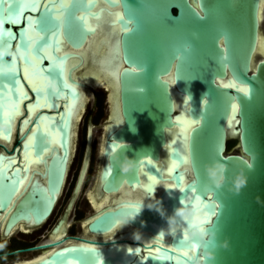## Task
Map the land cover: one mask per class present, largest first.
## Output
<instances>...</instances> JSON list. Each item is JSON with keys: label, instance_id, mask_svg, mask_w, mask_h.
I'll return each mask as SVG.
<instances>
[{"label": "water", "instance_id": "1", "mask_svg": "<svg viewBox=\"0 0 264 264\" xmlns=\"http://www.w3.org/2000/svg\"><path fill=\"white\" fill-rule=\"evenodd\" d=\"M101 1L104 4L96 7L98 0H36L37 7L26 8L22 17L0 9V19L9 21L3 27L17 37L13 49L25 29L35 41L31 59L18 58L15 73L0 74V121L8 125L0 130V138L6 142L12 140L14 115L20 113L13 144L0 141V217L7 216L1 235L9 237L21 223L47 222L64 194L73 164L72 106L88 85L74 75L85 67L74 50L95 34L91 22H98L103 11L115 14L106 22L114 32L104 72L116 80L113 106L117 104L119 123L108 111L98 185L108 194L123 184L143 187L149 198L155 183L144 173L169 184L153 199H123L93 210L82 220L87 221V234L65 231L56 240L11 254L52 249L29 264H204L203 250L189 240L187 222L177 218L175 231L168 229L167 217L182 198L200 230L215 233L207 242L212 252L208 264H264V0ZM66 45L73 50H62ZM186 45L191 47L186 50ZM72 58L79 61L67 66ZM27 76L37 80L34 86ZM99 88L108 98L104 85L92 88V96ZM14 104L18 111L9 117ZM35 106L38 110L32 114ZM182 114L194 123L188 131ZM94 128L90 121L72 195L50 236L67 226L84 187ZM231 139L236 143L229 148ZM116 141L124 145L121 159L127 155L137 161L129 172L111 160ZM29 154L40 166H30ZM215 160L227 164L220 188L204 167ZM238 172L247 182L237 193L233 179ZM159 201L164 216L147 208L149 203L159 207ZM140 205L144 209L128 231L151 243L124 237L126 231L105 239L91 237L113 231L120 225L113 224L114 219ZM26 229L21 231L29 233Z\"/></svg>", "mask_w": 264, "mask_h": 264}, {"label": "bare ground", "instance_id": "2", "mask_svg": "<svg viewBox=\"0 0 264 264\" xmlns=\"http://www.w3.org/2000/svg\"><path fill=\"white\" fill-rule=\"evenodd\" d=\"M104 3L101 0H98L97 6L99 7L101 5H103ZM115 14H109L108 12L103 11L101 19L98 20V22H95L94 20H92L91 24L96 28L95 30V34L93 36H91L90 38H88V42L87 44H85L83 47H81L80 49L74 50L79 52L83 59H84V69H77L76 71H74V75L77 76L78 79L80 80H84L87 81L88 85L86 89H83V93H82V98L72 106V129H73V135H72V144H71V160L70 162H74V158L76 156V152H77V146H78V130H79V125L81 120L83 119V116L85 114V109L87 108V105L92 97L93 94V90L92 88H97L98 86L104 85L106 88L109 89L108 91V102L110 104V112H109V118L111 117L113 119L114 122H118L119 119V110L117 108V104L115 103V106H113V101L115 100V94H113L114 88H115V81L111 75V73H107L104 72V68L106 67V63L108 60V52L106 51V48L108 47V45L111 43L112 41V34L114 31H112V27L108 25V23L106 24L107 20H109L110 18L112 19V17H114ZM114 30V29H113ZM62 50H73L69 45H66L64 47V49ZM79 61L78 58H72L71 60H68L66 65L70 66L72 64H75ZM100 62V63H98ZM80 67V66H78ZM84 71V72H82ZM25 74H28V71L25 70L24 71ZM27 81L29 82L30 85L34 86L37 82L36 79L32 80V78H30L29 76H27ZM223 82V81H222ZM20 91H23V89H20ZM23 101L20 102V108L23 111ZM38 110V108L32 107V114H34L36 111ZM19 114L18 112L15 113V118L13 121V135H12V140L10 142H6L4 139L0 138V141H2L3 143H5L7 146L12 145L14 138H15V133L17 131V120L19 118ZM180 119H182L183 121V128L188 131V129L194 124L192 121H188L186 116L184 114H182V116H180ZM26 127V126H25ZM25 127L23 128V130L25 129ZM106 127V126H105ZM104 127L103 131L106 132V128ZM94 132V130H93ZM186 133V132H185ZM187 134V133H186ZM185 134V135H186ZM57 137V136H56ZM56 137H53V143L56 142ZM104 136H102V141H101V149H100V159H99V171L101 169L102 163L104 161V157H103V153H102V149L104 146ZM29 164L31 167H36V166H40V164L38 163L37 159L33 157L32 154H29ZM24 161H26L24 159ZM166 160H164L165 163ZM168 162H170V160L168 159ZM26 163V162H24ZM166 165V164H165ZM171 165L173 166L174 163L171 162ZM171 166V167H172ZM171 168L168 170L170 171ZM99 171H98V175L96 178V182L95 185L89 189L87 196H88V202L89 204L92 206V208L94 210H98L99 208H101L103 205L105 204H114L115 202L119 201V200H123V199H135V200H147V199H153L155 198V195L166 185H168V182H160L157 181L156 179H154L153 177H148L146 173H144V177L145 179H148V181H151L153 183H155V187H154V191H153V195H151L149 198H147L146 196V192L143 189V187H137L135 186L134 188H131L129 186H127L126 184H123L122 187L119 189L118 192L116 193H105L102 189H100L99 187ZM146 185L143 182V186L147 187V183ZM149 184V183H148ZM66 189V188H65ZM65 190H63L64 192ZM62 197V195L60 196V198ZM70 215V213H69ZM6 217H0V234H1V230L4 226V223L6 221ZM68 219V217H67ZM86 222L87 221H83V227L85 228V233L87 234L88 231L86 229ZM46 223V221L44 222ZM44 223H42L41 225H43ZM25 224V223H24ZM23 223L17 225L14 230L17 229L18 226H21V230H27L25 228ZM26 225V224H25ZM67 225H68V220H67ZM27 226H32L33 225H26ZM40 227V225H36L35 227ZM29 229V227H28ZM36 229V228H35ZM66 226L63 228V231L61 232H56L53 234V237L51 236L50 238H52L53 240L58 239L62 236V233L65 231ZM133 229V227L131 225H126V226H122L121 224L119 226H117V228H115L113 231L109 232L108 234H103V235H91L92 238L94 239H105V238H109L112 237L114 235H119L122 234L123 232H129L128 230ZM13 230V231H14ZM20 230V232H22ZM30 230H32V228H30ZM29 230V231H30ZM67 232V231H66ZM135 231H130L129 233H127L124 237H130L132 238V233ZM27 233V232H25ZM10 237V236H9ZM140 239L141 241H143L144 243H151L152 240H150L149 238L144 237L143 235H140ZM133 239V238H132ZM51 241V240H50ZM122 249L127 250L129 249L128 245H123ZM52 250V249H51ZM51 250H41L44 251L42 254H40L39 256L33 257L30 260H26L17 264H29L32 263L34 261L39 260L40 258H42L43 256H45L49 251ZM40 252V253H41Z\"/></svg>", "mask_w": 264, "mask_h": 264}, {"label": "rangeland", "instance_id": "3", "mask_svg": "<svg viewBox=\"0 0 264 264\" xmlns=\"http://www.w3.org/2000/svg\"><path fill=\"white\" fill-rule=\"evenodd\" d=\"M107 100L108 98H106V92L104 91V89L99 88L95 90V94L91 97L87 105L86 113L82 122L80 123L77 152L70 170L66 189L64 191V194L60 198V201L56 209L54 210L52 216L41 227H37L38 229L34 230L33 232H30L29 234L16 232L10 237H4L0 234V251L12 249L14 248L13 246L16 245V243L28 242L29 244L31 243L29 242L30 240H37V242H41L47 239L48 241L50 240L51 229L59 220V218L63 215V212L67 207V203L72 195L74 185L76 183L80 168L82 166L86 144L87 121L88 119L92 118L94 120L95 128L91 165L86 177V181L84 183V187L68 219V223L70 224V226L68 227V231H70V233H74L76 235H82L83 232L85 233V228L83 227L82 220L94 210L88 202L87 193L89 189H91L95 185L99 171L100 147L104 129H102V127L107 119L108 111L110 112V104L109 102L107 104ZM230 141L232 142V144L236 143L234 139H231ZM10 146L11 145H9L8 147ZM15 231L16 230H14L13 232ZM39 251L41 252V250ZM39 251L18 252L10 255H1L0 264H17L26 261L24 259L30 260L34 257H31V255L35 254L36 256L37 253H40Z\"/></svg>", "mask_w": 264, "mask_h": 264}, {"label": "clouds", "instance_id": "4", "mask_svg": "<svg viewBox=\"0 0 264 264\" xmlns=\"http://www.w3.org/2000/svg\"><path fill=\"white\" fill-rule=\"evenodd\" d=\"M186 50L190 48V45H186ZM22 52V49L16 47L13 49L12 45L10 44H4L0 43V74H9V73H15L17 71V64L16 61H13L11 64L8 63L4 58L6 56L10 57H19ZM140 91H143V89H139ZM7 122L6 121H0V130L3 128H6ZM124 145L120 141H116L114 145H112V152H111V160H115L118 164L122 172H129L132 169L135 168L137 161L135 159L129 158L127 155L121 159L120 157V149ZM205 171L209 179L212 183L215 184L217 188H220L222 186V183L225 178V173L227 170V164L223 160H215L211 163L205 164ZM110 170V165H109ZM247 180L246 177L242 172H238L234 179H233V187L235 188V191L238 193L239 190L245 186ZM159 207L153 205L152 203H149L147 205V208L149 210H156L161 214V216H164V211L162 208L161 201H159ZM180 207H177L174 209L173 214L171 216L167 217V224L168 229L170 232L175 231L176 227V221L177 218L187 222L188 224V231L191 233L189 236V240L193 241V245L196 249H202L203 250V256H204V264H208V261L212 258V252L207 247V242L215 237L214 232H209L208 230H200L199 226L196 225L193 217V212L188 210L187 205H185L184 200L180 199ZM144 206L140 205L134 210H131L130 214H126L120 219V224L122 226H126L130 223H133L136 219V217L143 211ZM146 222L141 221V227H145ZM161 234H163V228L160 230ZM132 238L134 240H139L140 234L138 232L132 233Z\"/></svg>", "mask_w": 264, "mask_h": 264}, {"label": "snow or ice", "instance_id": "5", "mask_svg": "<svg viewBox=\"0 0 264 264\" xmlns=\"http://www.w3.org/2000/svg\"><path fill=\"white\" fill-rule=\"evenodd\" d=\"M4 5H8V7H3ZM37 7L36 0H32L31 3L25 4L24 0H0V9H2L4 12L12 15V16H23V12L26 10V8L29 9H35ZM9 21L5 19H0V43L4 44H10L12 45V42L17 39L16 34L12 33L10 29H5L3 25ZM12 23H15V20L11 21ZM42 22V21H41ZM33 21L29 18V28H31ZM35 43L34 39L32 36L28 35V29L24 30V36L21 38L20 41L17 42L16 47L22 49V52L19 57H11V59H8V56H6L4 59L8 63H12L13 61L19 60L24 61V60H29L31 59V48L33 44ZM22 95V93H20ZM16 111H18L17 106L14 104L12 105V108L10 112L8 113V116L10 117L12 114H14ZM7 118V117H6ZM4 138H8L5 136ZM113 150V149H112ZM217 155H219L217 153ZM213 158L210 157V161ZM134 210V209H132ZM131 211L125 213V214H130ZM120 223V220L114 219L113 224Z\"/></svg>", "mask_w": 264, "mask_h": 264}, {"label": "flooded vegetation", "instance_id": "6", "mask_svg": "<svg viewBox=\"0 0 264 264\" xmlns=\"http://www.w3.org/2000/svg\"><path fill=\"white\" fill-rule=\"evenodd\" d=\"M90 121H92L93 123H94V120L91 118V119H88V121H87V132H88V127H89V124H90ZM86 137H87V134H86ZM87 139V138H86ZM92 153H93V151H92ZM91 160H92V156H91ZM91 160H90V165H91ZM89 169H90V166H89ZM85 182V181H84ZM65 212V211H64ZM64 212H63V214H64ZM63 216V215H62ZM68 219H69V216H68ZM24 224V223H23ZM67 225V224H66ZM24 226H25V228H26V225L24 224ZM42 225H40V227H41ZM70 226V224L68 223V225L66 226V229H65V231H67V234H69V235H75L74 233H70V231H68V227ZM27 227H29V230H30V228H32V230H30L29 231V233L30 232H33L34 230H36V229H38L37 227H35L34 225H33V227L31 226H27ZM39 227V226H38ZM36 228V229H35ZM22 228H21V226H18L17 227V229H16V231L15 232H13V234L14 233H16V232H20V230H21ZM61 231H63V228L59 231V232H61ZM65 231L62 233V235L65 233ZM21 233H23V234H29V233H24V232H21ZM11 236V235H10ZM51 236L53 237V234H51ZM50 236V237H51ZM50 240H53L52 238H50ZM49 240V241H50ZM56 240V239H55ZM29 242H31V243H29L28 244V242H25V243H16V245H14L13 247L14 248H12V249H9V250H6V251H3V250H1L0 251V256L1 255H6V254H11V252H13V251H15V250H17V249H21V248H26V247H29V246H32V245H35V244H37V243H39L40 241H38L37 242V240H30ZM37 251H39V250H37ZM44 251H46V250H44ZM44 251H42L41 253H37L36 254V256H39L40 254H42ZM24 252H34V251H24ZM40 252V251H39ZM32 256H34V257H36L35 256V254H33V255H31V257ZM30 257V256H29ZM24 260H29V259H24Z\"/></svg>", "mask_w": 264, "mask_h": 264}, {"label": "trees", "instance_id": "7", "mask_svg": "<svg viewBox=\"0 0 264 264\" xmlns=\"http://www.w3.org/2000/svg\"><path fill=\"white\" fill-rule=\"evenodd\" d=\"M233 145H234V143L232 144V142L229 141V144H228L229 148L232 147Z\"/></svg>", "mask_w": 264, "mask_h": 264}]
</instances>
